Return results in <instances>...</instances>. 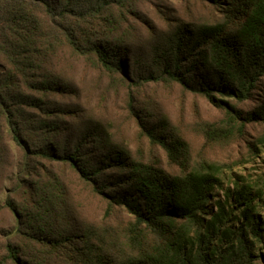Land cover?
<instances>
[{
  "label": "trees",
  "instance_id": "obj_1",
  "mask_svg": "<svg viewBox=\"0 0 264 264\" xmlns=\"http://www.w3.org/2000/svg\"><path fill=\"white\" fill-rule=\"evenodd\" d=\"M134 1L0 0V144L8 133L27 159L68 164L88 182L106 169L127 165L128 154L115 148L102 157L98 168H89L78 163L82 145L63 155L48 146H36L59 129L43 119L36 121L27 109H57H44V100L61 93L63 82L58 70L53 69L55 62L66 56L88 59L111 73H127V51L115 37L128 23V6ZM212 2L228 13L236 29L230 31L227 24H216L175 30L165 38L164 45L155 47L154 71L135 73L138 79L134 85L178 83L185 90L204 95L213 105L226 108L232 113L234 126L264 124V100L242 116L213 96L217 92L239 102L248 101L264 78V0ZM134 66L141 69L138 64ZM169 130L165 122H145L146 136L178 162L183 158L185 143L178 136H167ZM92 136L106 149L101 134L95 131ZM261 143L264 147V140ZM31 173L29 166L28 175ZM224 175L215 164L183 176H169L139 162L131 163L124 180L130 186L125 192L106 193V184L98 187L111 205L125 208L135 218L136 232L145 226L161 237L155 248L148 250L141 245L139 255L123 264H257L264 246V179L253 185L239 177L233 187L225 189ZM18 188L27 189V202H46L31 187L18 183ZM217 189L224 192L222 198L216 195ZM14 202L8 198L6 204L17 215ZM20 210L29 223L35 221L27 204H21ZM16 231L23 234L18 228ZM26 235L33 243L55 250L69 241ZM19 250L7 243L12 264H25Z\"/></svg>",
  "mask_w": 264,
  "mask_h": 264
},
{
  "label": "rangeland",
  "instance_id": "obj_2",
  "mask_svg": "<svg viewBox=\"0 0 264 264\" xmlns=\"http://www.w3.org/2000/svg\"><path fill=\"white\" fill-rule=\"evenodd\" d=\"M128 8V23L115 37L127 51V73H111L88 59L66 56L55 62L53 69L58 70L64 87L61 93L44 100V109H57L27 112L36 121L43 119L59 129L36 146H48L63 155L82 145L78 163L89 168H98L111 148L126 152L129 162L125 167L106 169L88 182L68 164L27 159L5 133L0 144V264H12L6 251L8 242L22 250L20 257L25 264H102L99 259L104 264H123L139 255L141 245L148 250L155 248L161 237L145 226L136 232L135 218L125 208L111 205L98 189L106 184V193L125 192L130 186L124 180L131 163L155 166L169 176H183L215 164L225 172V189L233 187L239 177L253 185L264 179L263 123L234 126L232 113L226 108L213 105L204 95L185 90L178 83L134 85L138 79L135 73L154 71L155 47L164 45L168 34L179 28L195 30L216 24H227L230 31L235 30L228 13L212 0H135ZM33 96L40 99L37 94ZM213 96L246 116L264 100V78L248 101L239 102L217 92ZM147 121L169 125L167 136H178L185 143L183 158L176 162L162 146L151 142L145 132ZM95 131L103 136L106 149L93 139ZM86 140L89 143L83 144ZM18 183L31 187L46 202H27V189L18 188ZM223 194L217 189L219 198ZM8 198L17 204V215L7 206ZM21 204L29 206L35 221H27ZM26 234L69 241L55 250L33 243ZM262 249L259 255L263 257L257 264H264V246Z\"/></svg>",
  "mask_w": 264,
  "mask_h": 264
}]
</instances>
